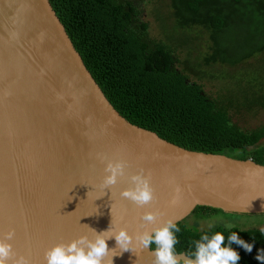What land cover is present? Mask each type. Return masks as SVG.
Instances as JSON below:
<instances>
[{"label":"water","instance_id":"95a60500","mask_svg":"<svg viewBox=\"0 0 264 264\" xmlns=\"http://www.w3.org/2000/svg\"><path fill=\"white\" fill-rule=\"evenodd\" d=\"M107 160L126 164L111 189L100 186ZM141 170L154 197L138 207L120 193ZM197 205L264 212V164L190 150L133 124L106 96L50 0H0V238L15 229L14 258L47 264V249L91 237L90 227L102 232L113 220L135 236L183 220ZM146 212L157 214L154 224L141 219ZM108 246L116 248L113 264H154L151 246L134 242L135 252H122L114 237Z\"/></svg>","mask_w":264,"mask_h":264},{"label":"trees","instance_id":"16d2710c","mask_svg":"<svg viewBox=\"0 0 264 264\" xmlns=\"http://www.w3.org/2000/svg\"><path fill=\"white\" fill-rule=\"evenodd\" d=\"M160 1L168 13L164 19L158 16L171 42L151 36L143 6L146 0H50L94 78L130 122L190 150L264 164V122L246 128L233 115L264 109V78L237 71L241 64H251L247 63L253 54H237L243 43L236 48L239 51L231 52L226 39L231 28L247 25L244 20L258 17L264 22V0ZM207 37L205 51L198 53L199 71L189 63L191 53L181 59L176 46L189 50L192 40ZM224 65L234 68L227 71L234 87L213 95L200 81L221 77L222 71L213 73L212 68ZM216 212L224 210L197 205L192 211L195 218ZM176 224L180 228L176 254L190 256L195 250L193 241L204 233L223 232L227 244V236L236 232L252 246L249 252L233 243L240 254L238 264H264L257 259L258 255L264 258V228L233 225L197 230L184 219ZM150 246L156 248L155 243Z\"/></svg>","mask_w":264,"mask_h":264},{"label":"clouds","instance_id":"9594fccd","mask_svg":"<svg viewBox=\"0 0 264 264\" xmlns=\"http://www.w3.org/2000/svg\"><path fill=\"white\" fill-rule=\"evenodd\" d=\"M101 163L105 158H100ZM126 164L123 160H107L103 169L104 176L101 182L103 189H111L118 180L125 175ZM134 186L124 189L120 195L134 202L138 207L150 203L154 197V192L150 184V177L141 170L130 177ZM146 224H154L157 214L146 212L141 218ZM90 227V226H89ZM93 235L87 233L71 241L54 245L45 251L47 264H113V257L109 253L114 249L108 246V240L115 238L117 248L121 251H136L134 242L141 248H147L155 243L156 248L153 253L154 264H238L240 260L239 252L232 247L233 243L242 245L247 251L252 250V246L242 240L236 232H230L226 237L223 232H215L209 235L204 233L199 240L193 241L195 250L186 259L177 256L175 246L179 242L176 233L180 231L176 222L169 219L162 225L135 236L126 227H118L111 221L107 230L97 232L91 228ZM264 231V229H262ZM15 237V229L9 230L3 238H0V264H29L24 256H16L11 241ZM257 259L264 261L258 255Z\"/></svg>","mask_w":264,"mask_h":264},{"label":"rangeland","instance_id":"374dc122","mask_svg":"<svg viewBox=\"0 0 264 264\" xmlns=\"http://www.w3.org/2000/svg\"><path fill=\"white\" fill-rule=\"evenodd\" d=\"M160 0H146L143 3L145 7V19L150 22V33L153 38L162 39L167 42H171L168 39V30L164 27V22L158 16L159 14L164 19V15L168 13V9L162 7ZM258 23H255V21ZM243 23H247L245 26H235L226 35V39L229 42V47H232V51L236 50L239 44L243 43V47L237 53L245 55L252 53L253 57L248 61L247 64H241L237 71L246 70L252 75L257 76L258 79L264 78V22L260 21L258 17L253 20H244ZM170 31V28H168ZM210 40L209 37L202 39H197L196 41H191L193 46L188 50L187 46L180 47L176 46V52L181 59H185L187 52L189 55V63L192 68H196L200 71L201 66L199 65L201 59L198 56L199 51H205V44ZM190 44V45H191ZM232 54V53H231ZM234 54V53H233ZM234 68L217 66L212 68L213 73L220 74L222 71L223 75L214 80L209 78H203L202 82L205 85L206 90L213 94L219 95L227 92L226 89L234 84V80L229 78L230 74L227 71L233 70ZM231 72V71H230ZM251 75V76H252ZM228 78V80H227ZM264 80V79H263ZM226 87V89H225ZM235 121H238L243 127L252 128L264 122V109H259L257 111H235L233 112ZM193 211V210H192ZM189 212L184 220L188 223L191 228L197 230L208 229L216 226H238L241 228H251L259 227L264 228V212L261 213H231V212H216L210 216H203V218H195L193 213ZM197 217V216H196Z\"/></svg>","mask_w":264,"mask_h":264}]
</instances>
